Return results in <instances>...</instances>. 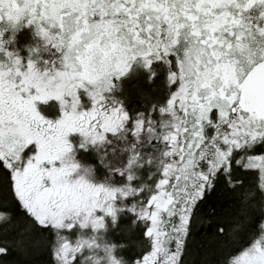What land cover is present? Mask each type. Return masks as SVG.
I'll use <instances>...</instances> for the list:
<instances>
[{"label":"snow or ice","instance_id":"obj_1","mask_svg":"<svg viewBox=\"0 0 264 264\" xmlns=\"http://www.w3.org/2000/svg\"><path fill=\"white\" fill-rule=\"evenodd\" d=\"M0 264H264V0H0Z\"/></svg>","mask_w":264,"mask_h":264},{"label":"trees","instance_id":"obj_2","mask_svg":"<svg viewBox=\"0 0 264 264\" xmlns=\"http://www.w3.org/2000/svg\"><path fill=\"white\" fill-rule=\"evenodd\" d=\"M33 41V32L30 29L23 28L19 33H17L14 47L19 50L23 55L26 52L25 44L31 43Z\"/></svg>","mask_w":264,"mask_h":264},{"label":"rangeland","instance_id":"obj_3","mask_svg":"<svg viewBox=\"0 0 264 264\" xmlns=\"http://www.w3.org/2000/svg\"><path fill=\"white\" fill-rule=\"evenodd\" d=\"M26 29H30V30H32L31 28H28V27H25Z\"/></svg>","mask_w":264,"mask_h":264}]
</instances>
